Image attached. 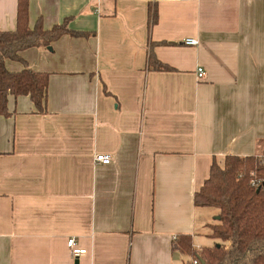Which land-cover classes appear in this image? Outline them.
I'll return each instance as SVG.
<instances>
[{
  "label": "crops",
  "instance_id": "obj_1",
  "mask_svg": "<svg viewBox=\"0 0 264 264\" xmlns=\"http://www.w3.org/2000/svg\"><path fill=\"white\" fill-rule=\"evenodd\" d=\"M27 1L31 29L85 35L21 53L49 75L47 103L10 98L0 116V264H185L173 243L206 247L193 197L211 164L264 155V0ZM17 2L0 0V31Z\"/></svg>",
  "mask_w": 264,
  "mask_h": 264
},
{
  "label": "trees",
  "instance_id": "obj_2",
  "mask_svg": "<svg viewBox=\"0 0 264 264\" xmlns=\"http://www.w3.org/2000/svg\"><path fill=\"white\" fill-rule=\"evenodd\" d=\"M157 20L155 6L149 7L148 29ZM68 19L46 30L40 21L31 29L28 24V1L18 0L16 26L0 31V116L10 115L9 99L28 97L36 113H46L49 75L27 66L21 53L28 49H50L63 35L84 36L68 28ZM6 61L19 62L17 72L7 70ZM148 66L161 71L169 68L150 54ZM197 208L216 210V223L207 235L219 243L196 250L190 235H179L174 249L192 264H264V155L227 156L223 166L213 162L209 176L193 197Z\"/></svg>",
  "mask_w": 264,
  "mask_h": 264
},
{
  "label": "built area",
  "instance_id": "obj_3",
  "mask_svg": "<svg viewBox=\"0 0 264 264\" xmlns=\"http://www.w3.org/2000/svg\"><path fill=\"white\" fill-rule=\"evenodd\" d=\"M97 1H99V0H97ZM182 44L185 46L194 47V46L198 45V40L194 39V38H187V39L183 40ZM196 76H197V79H199V80L202 79L204 77V70L199 67L196 70ZM94 161L98 164H101V165H108L111 162V156L107 155V154H98L94 157ZM67 248H68L69 254L73 260H78L81 257L85 256L87 253V251L85 249L77 246L76 241L73 238L68 239ZM191 263L192 264H198V261L196 259H193L191 261Z\"/></svg>",
  "mask_w": 264,
  "mask_h": 264
},
{
  "label": "rangeland",
  "instance_id": "obj_4",
  "mask_svg": "<svg viewBox=\"0 0 264 264\" xmlns=\"http://www.w3.org/2000/svg\"><path fill=\"white\" fill-rule=\"evenodd\" d=\"M206 209H207L206 211L204 210L205 212L202 211V214H201V212H199L200 217L197 216V218H199V220H201V221L207 220L206 225H208V226L206 228H204L203 230L205 231V233L206 232L209 233L210 226H212L214 224V220H215L214 217H215L216 210L210 209V208H206ZM205 233H203V235L199 236V239L195 241V245H198V246L204 245V246L208 247V246L212 245L213 242H215V241L217 243H219L217 240H212L211 238L205 236Z\"/></svg>",
  "mask_w": 264,
  "mask_h": 264
}]
</instances>
